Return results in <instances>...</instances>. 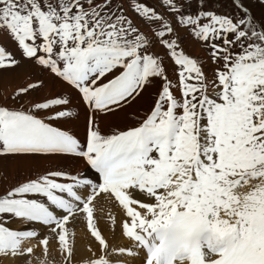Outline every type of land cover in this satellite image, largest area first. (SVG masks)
<instances>
[{"label": "snow or ice", "instance_id": "snow-or-ice-1", "mask_svg": "<svg viewBox=\"0 0 264 264\" xmlns=\"http://www.w3.org/2000/svg\"><path fill=\"white\" fill-rule=\"evenodd\" d=\"M257 8L0 0V264H264Z\"/></svg>", "mask_w": 264, "mask_h": 264}, {"label": "rangeland", "instance_id": "rangeland-1", "mask_svg": "<svg viewBox=\"0 0 264 264\" xmlns=\"http://www.w3.org/2000/svg\"><path fill=\"white\" fill-rule=\"evenodd\" d=\"M153 2H155V0H153ZM256 12H257V15H261L262 13H264V10L257 8ZM189 47H191V45ZM26 70H27L26 68L22 67L21 69L15 70L14 73H5V79L2 82H0V90H4L5 88H7V90H11L12 88H14L18 83H20L22 81ZM140 102L143 105L147 106V103H148L147 94H146V98L144 100H141ZM140 102L134 104L132 106V109H130V111H135L136 107H138V108H137V111H135V112L144 111L146 109V107L139 106ZM16 165L18 167H20L19 169L17 168L15 170V176L18 177L21 174H23L25 171V170H23V168H21V166H26V165H24V164L18 165L17 163H16ZM66 167H70V166H66Z\"/></svg>", "mask_w": 264, "mask_h": 264}, {"label": "bare ground", "instance_id": "bare-ground-1", "mask_svg": "<svg viewBox=\"0 0 264 264\" xmlns=\"http://www.w3.org/2000/svg\"><path fill=\"white\" fill-rule=\"evenodd\" d=\"M4 90H7V88H5ZM8 91H10V90H8ZM139 106L147 107V106L143 105L141 102H140V105ZM137 108L138 107L135 108V111H137ZM139 112L142 113L143 111H139ZM120 119L121 118L118 117L116 119V122H119ZM24 165H26V166H21V168H23V170H26V168L28 167V165L27 164H24ZM61 166H64V167H66V166H70V167H82V162H78V161H66V162H63ZM7 167H8V171L10 173V177L11 178H15L16 177L15 176V170L17 168L19 169L20 167H18L15 162H9ZM21 175H23V174H21ZM103 208H104V212L105 213H107L108 211H114L108 205H103ZM100 227L104 230L105 235H109V226H108L107 223H105V218H104L103 215H101ZM76 231H77L78 237L81 236L83 234V224L77 225ZM78 244H81V242L79 241V239H78Z\"/></svg>", "mask_w": 264, "mask_h": 264}]
</instances>
